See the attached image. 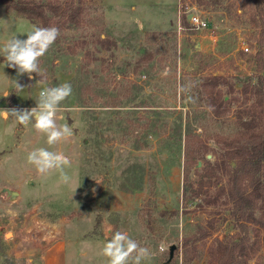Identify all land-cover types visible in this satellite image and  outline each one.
Here are the masks:
<instances>
[{
	"label": "rangeland",
	"instance_id": "rangeland-1",
	"mask_svg": "<svg viewBox=\"0 0 264 264\" xmlns=\"http://www.w3.org/2000/svg\"><path fill=\"white\" fill-rule=\"evenodd\" d=\"M82 3L80 24L58 28V39L40 59L42 77L24 74L18 81L28 88L19 94L28 109L43 87L70 83L72 94L62 102L57 123L69 124L74 134L49 147L31 125L20 127L19 142L0 153V227L12 217L27 229L40 219L50 232L44 219L60 221L81 249L98 252L110 231H123L152 253L144 264H218L210 250L246 234L245 247H256L259 227L254 219L237 222L231 216L229 175L214 166L220 137L231 136L238 110L254 102L245 85L261 72L256 53L264 36L247 0ZM190 12L207 27L186 22ZM33 25L39 24L0 2V46L13 35L26 39ZM13 76L17 70L3 65L0 93ZM212 76L224 77L217 89L231 100L219 118L204 101L203 84ZM189 134L206 138L210 148L191 164L188 183ZM40 147L70 158L68 183L58 172L40 176L27 163L28 152ZM207 171L213 176L204 180L206 191L196 194V182ZM4 188H21L22 196L13 198ZM172 244L177 247L168 262ZM249 263L264 264V248Z\"/></svg>",
	"mask_w": 264,
	"mask_h": 264
},
{
	"label": "trees",
	"instance_id": "trees-1",
	"mask_svg": "<svg viewBox=\"0 0 264 264\" xmlns=\"http://www.w3.org/2000/svg\"><path fill=\"white\" fill-rule=\"evenodd\" d=\"M0 2L38 23V26H55L59 29L80 24L85 10L82 0H0ZM247 3L254 11V20L264 36V0H247ZM185 21L188 22L187 16ZM256 58L261 72L255 83L251 85L249 81L244 90L246 96L251 95L254 98V102L238 110L235 119L237 127L234 128L231 136L221 138L218 134L222 145L216 151L218 162L214 166L216 169L224 168L229 175L226 192L229 200L233 202L231 216L237 222L254 219L259 227L256 230L258 240L255 241L256 247L253 248L245 247L247 234L240 242L233 245L219 242L217 250L213 248L210 250L211 257L218 264H250L251 258L264 248V244H261V239L264 240L262 236L264 235V44L257 51ZM209 79L203 84L205 106L211 109L212 116L219 118L227 112L231 100L220 94V90L217 89L220 82L225 81L223 76H212ZM10 103L13 104V100ZM209 148L207 139L202 136L189 134L186 137L184 145L186 182L190 181L191 164H195L197 159L208 153ZM208 164H212L210 160ZM211 176H213L211 172L207 171L199 178L196 182V194L206 191L203 189L207 186V180H204L210 179ZM190 184L195 185V182ZM257 211L261 212L258 216Z\"/></svg>",
	"mask_w": 264,
	"mask_h": 264
},
{
	"label": "clouds",
	"instance_id": "clouds-1",
	"mask_svg": "<svg viewBox=\"0 0 264 264\" xmlns=\"http://www.w3.org/2000/svg\"><path fill=\"white\" fill-rule=\"evenodd\" d=\"M59 34V29L55 26L33 25L26 33V39H20L17 35L11 36L0 46L4 66L15 68L18 75L27 74L32 78V73H37L42 77L39 61L56 42ZM168 74L167 69L162 73L164 76ZM40 83L42 80L37 84ZM15 88L17 92L23 90L16 81ZM71 94L72 86L67 82L53 87H43L36 99L35 107L0 109V119L12 120L24 127L31 125L35 131L46 137L45 142L49 147L55 146L74 134V128L69 124L57 123L60 106ZM8 95L9 92H5L4 97ZM27 163L32 165L40 176L58 172L61 182H69L65 169L71 166V160L63 152L51 151L46 147L35 148L28 152ZM100 255L106 258L107 264H142V261L152 258L148 248L142 247L123 231H110L108 239L100 248Z\"/></svg>",
	"mask_w": 264,
	"mask_h": 264
},
{
	"label": "crops",
	"instance_id": "crops-1",
	"mask_svg": "<svg viewBox=\"0 0 264 264\" xmlns=\"http://www.w3.org/2000/svg\"><path fill=\"white\" fill-rule=\"evenodd\" d=\"M5 15L9 17L7 14ZM3 65L4 57L1 53L0 69ZM12 71L10 70V72ZM21 76H13L8 81L6 88L0 93V109H28L27 100H23L25 97L23 96L21 99L19 97L20 91L17 92L16 88L14 89L15 81L17 80L18 83ZM21 87L27 88L25 85ZM5 92H9L7 97H4ZM11 100H13L14 105L10 103ZM21 126L12 120L4 121L0 119V153L5 152L4 154H6L8 151H12L11 149L19 142L18 132ZM14 191H18L19 196H22L21 188ZM60 220L62 221L64 218ZM44 221L51 226L50 232L52 233H50V236L52 240L50 239L48 243L41 244L42 249L40 248L36 252L27 251L21 256L17 255L20 247L19 236L27 231V225L22 227L23 222L20 224L12 217L6 225L0 227V264H3L4 259L11 260L14 262L13 264H107L106 258L100 255V252L81 249L80 241L70 236L69 229L64 223L61 224L60 221L49 223L45 219ZM142 264H144V261H142Z\"/></svg>",
	"mask_w": 264,
	"mask_h": 264
},
{
	"label": "built area",
	"instance_id": "built-area-1",
	"mask_svg": "<svg viewBox=\"0 0 264 264\" xmlns=\"http://www.w3.org/2000/svg\"><path fill=\"white\" fill-rule=\"evenodd\" d=\"M188 21L192 27L197 29H205L207 27V21L203 20L196 12L189 13ZM32 224L33 225L28 228L25 233L23 232L19 236L20 247L17 254L18 256L23 255L27 251L36 252L42 247L41 244L48 243L51 239L50 232H48L47 226L44 224L43 220L34 219ZM27 260L29 259L27 258Z\"/></svg>",
	"mask_w": 264,
	"mask_h": 264
},
{
	"label": "water",
	"instance_id": "water-1",
	"mask_svg": "<svg viewBox=\"0 0 264 264\" xmlns=\"http://www.w3.org/2000/svg\"><path fill=\"white\" fill-rule=\"evenodd\" d=\"M190 15H192V14H190ZM4 192H8V193L11 192L13 198H16V196H18V194H19L18 191L10 190L8 188H5ZM0 193H1V191H0ZM176 247H177L176 244H172L170 246V248H169L170 256H169L168 262H170L173 259Z\"/></svg>",
	"mask_w": 264,
	"mask_h": 264
}]
</instances>
